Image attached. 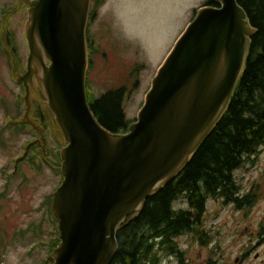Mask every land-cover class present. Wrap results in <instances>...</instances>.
I'll return each instance as SVG.
<instances>
[{"label": "water", "instance_id": "water-1", "mask_svg": "<svg viewBox=\"0 0 264 264\" xmlns=\"http://www.w3.org/2000/svg\"><path fill=\"white\" fill-rule=\"evenodd\" d=\"M24 1L25 65V31L30 56L27 73L17 76L28 87L18 123L39 128L29 88L37 85L68 143L52 208L61 243L46 264H111L119 226L182 172L229 110L256 30L238 0L199 10L153 79L138 121L115 134L88 99L92 0Z\"/></svg>", "mask_w": 264, "mask_h": 264}, {"label": "rangeland", "instance_id": "rangeland-1", "mask_svg": "<svg viewBox=\"0 0 264 264\" xmlns=\"http://www.w3.org/2000/svg\"><path fill=\"white\" fill-rule=\"evenodd\" d=\"M205 1L108 0L96 25H110L114 38L102 33L103 53L100 50L91 56L87 79L90 97L128 85L125 111L129 120L138 119L159 66L192 21L194 10ZM27 16L26 1L0 0V193H5L0 199V264H44L49 253L40 245L47 243L53 231L46 220L45 203L61 182L60 176L41 165L39 151L19 166L15 163L23 156L26 144L37 138L30 126L17 129L7 123L22 119L26 109L20 100L24 89L12 77L11 69L12 65L20 72L26 69L20 30ZM137 80L140 87L131 90ZM53 130L54 134L46 136L47 147L59 154L65 142L55 123ZM235 176L241 197L253 190L259 195L256 204L237 210L210 200L205 215L207 239L202 242L190 234L178 239L186 253L185 264H264V148L256 164L238 170ZM175 207H187L185 199L177 201ZM38 224L43 227L42 236L33 228ZM158 264L181 262L162 253Z\"/></svg>", "mask_w": 264, "mask_h": 264}, {"label": "trees", "instance_id": "trees-1", "mask_svg": "<svg viewBox=\"0 0 264 264\" xmlns=\"http://www.w3.org/2000/svg\"><path fill=\"white\" fill-rule=\"evenodd\" d=\"M106 1L96 0L95 10ZM238 4L256 33L232 104L182 172L120 225L119 251L111 264H158L162 253L185 264L186 253L178 239L188 234L202 242L207 239L205 215L210 200L241 210L252 208L259 198L257 194L240 198L235 173L255 164L264 147V0H238ZM203 6L219 4L207 0ZM124 94V90H111L99 98L90 97L95 117L111 133H126L132 124L124 108ZM4 194L0 193V199ZM182 198L187 207L176 209V202ZM45 206L46 220L53 231L47 243L40 246L51 254L60 243L51 197ZM33 228L38 236L44 235L42 225Z\"/></svg>", "mask_w": 264, "mask_h": 264}, {"label": "flooded vegetation", "instance_id": "flooded-vegetation-1", "mask_svg": "<svg viewBox=\"0 0 264 264\" xmlns=\"http://www.w3.org/2000/svg\"><path fill=\"white\" fill-rule=\"evenodd\" d=\"M96 8V0L93 1V8H92V14H91V20H90V26H89V31H88V36H89V41H90V50H91V54L94 55L96 52L99 53V51L101 50V53H103V50H102V44H101V41L99 40V38H102L103 34L102 33H107V34H111V38L113 40L114 38V31L112 30L111 31V27L110 25L106 24V25H96V22H97V19L99 18V12H100V7L97 8V10H95ZM11 40H9V44L11 45ZM26 67H27V62H26ZM21 69H19L17 72L18 73H21V74H25L26 73V69L24 72H20ZM140 84H141V81L140 80H137L134 84H133V87L134 88H138L140 87ZM21 86L23 87L24 91L26 90V85L24 83L21 84ZM127 89H128V85H123L120 87L119 90H124L125 92H127ZM36 91V95L38 97V100H36L35 102L36 103H39V105L41 106V109L40 111L43 112V109H44V112L42 114H40L41 116H45L46 114H49L47 112V106H43V104L41 103L43 99H45V95L44 93L42 92L41 89L39 88H34V92ZM124 97H125V94H124ZM41 98V99H40ZM47 110H46V109ZM50 115V114H49ZM40 116V117H41ZM40 124H42V126H46L45 128V134H54L55 131L53 130V123H54V120L55 119H36ZM56 122V121H55ZM46 123H50L52 127H49L48 124ZM39 133V132H38ZM37 133V138L35 140H40V135ZM59 133V132H58ZM57 133V134H58ZM60 134V133H59ZM58 134V135H59ZM37 145L39 147H42L43 144L42 143H37ZM50 154H51V157H50V160L51 162L55 165V166H59L60 164V159H59V156H58V153H52L50 151ZM49 166V165H48ZM253 191V190H252Z\"/></svg>", "mask_w": 264, "mask_h": 264}]
</instances>
